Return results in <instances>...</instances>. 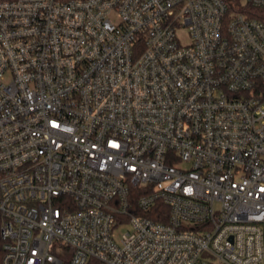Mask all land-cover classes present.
Segmentation results:
<instances>
[{
  "label": "built area",
  "instance_id": "obj_1",
  "mask_svg": "<svg viewBox=\"0 0 264 264\" xmlns=\"http://www.w3.org/2000/svg\"><path fill=\"white\" fill-rule=\"evenodd\" d=\"M0 240L3 264H264V19L0 0Z\"/></svg>",
  "mask_w": 264,
  "mask_h": 264
},
{
  "label": "trees",
  "instance_id": "obj_2",
  "mask_svg": "<svg viewBox=\"0 0 264 264\" xmlns=\"http://www.w3.org/2000/svg\"><path fill=\"white\" fill-rule=\"evenodd\" d=\"M229 2L231 10L234 11H242L248 14L250 17H258L260 19H264V8H257V7H252L246 3H242L241 0H227ZM144 192L142 187L136 186L133 190L132 193V198L136 202L138 197ZM156 210V212H155ZM157 212H162L165 214V217L163 220H166L168 218V212H169V206L162 202L158 201L157 204L154 206V212H149L147 213L148 216L157 218L159 217ZM3 257H4V248H3V242L0 240V264H3ZM96 261L95 259L90 260V264H93ZM63 264H68V261H64Z\"/></svg>",
  "mask_w": 264,
  "mask_h": 264
},
{
  "label": "rangeland",
  "instance_id": "obj_3",
  "mask_svg": "<svg viewBox=\"0 0 264 264\" xmlns=\"http://www.w3.org/2000/svg\"><path fill=\"white\" fill-rule=\"evenodd\" d=\"M179 36H180V40H181V42H182L183 44H184V43H189V42L191 41V39H190V37H189V35H188V33H187V30H182V31H180V32H179ZM127 227H128V225H127V224H124V225H122V226L116 228V229L114 230V237H115L116 239H118V238L120 237L121 233H122L124 230H126Z\"/></svg>",
  "mask_w": 264,
  "mask_h": 264
}]
</instances>
